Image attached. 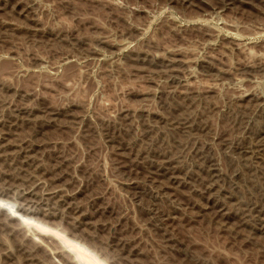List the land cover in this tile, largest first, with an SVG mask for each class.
<instances>
[{
	"label": "rangeland",
	"instance_id": "rangeland-1",
	"mask_svg": "<svg viewBox=\"0 0 264 264\" xmlns=\"http://www.w3.org/2000/svg\"><path fill=\"white\" fill-rule=\"evenodd\" d=\"M260 118L264 0H0V264H264Z\"/></svg>",
	"mask_w": 264,
	"mask_h": 264
},
{
	"label": "bare ground",
	"instance_id": "bare-ground-1",
	"mask_svg": "<svg viewBox=\"0 0 264 264\" xmlns=\"http://www.w3.org/2000/svg\"><path fill=\"white\" fill-rule=\"evenodd\" d=\"M165 73H166V72H165ZM172 75H173V76H172V78H171V81L174 82V83H178V81H179V79H180V75H178L177 73H172ZM168 76H169V75H168ZM166 80H167V78H166ZM183 116H184V115H183ZM184 117H185V116H184ZM177 118H178V117H177ZM179 118H180V117H179ZM175 119H176V118H175ZM180 119H181V118H180ZM1 120H2V119H1ZM5 120H6V119H5ZM178 120H179V119H178ZM178 120H177V122H176V123H177V126L180 124V126L184 129V132H188V130H187V131H185V130H186L187 127H188L187 129H190V128H191V125L188 124V125L190 126V127H189V126L187 125L185 119H183L184 121H183V120H179V122H178ZM258 120H259V119H258ZM2 121H3V120H2ZM14 122H15V121H14ZM190 122H192V121H190ZM259 122H261V124L263 123V125H264V119H263V118H260ZM1 123H2V122H1ZM1 123H0V125H1ZM3 123H4V122H3ZM168 123H170V121H169ZM10 124H11V123H10ZM261 124H260V125H261ZM3 125H4V124H3ZM168 125H169V124H168ZM180 126H179V127H180ZM258 126H259V125H258ZM261 126H262V125H261ZM1 127H2V126H1ZM167 127H168V126H167ZM173 127H174V126H173ZM260 128H261V127H260ZM171 129H172V128H171ZM180 129H181V128H180ZM174 130H175V128H174ZM261 130H263V131H261ZM2 131H3V130H2ZM2 131H1L0 133H3ZM182 131H183V130H182ZM10 132H11V131H10ZM7 133H8V132H7ZM15 133H16V132H15ZM254 133H256L255 135H258L259 137H260V136H263L262 138L264 139V129H263V128H261V129H258V128H257L256 131H255ZM188 134H189V133H188ZM4 135H6V134H3L2 136L0 135V142H5V141H4V140H5ZM13 135H14V133H13ZM6 136H8V135H6ZM6 136H5V137H6ZM186 137H188V136H186ZM252 137H253V135H252ZM11 138H12V137H11ZM6 139H7V138H6ZM257 139H258V138H257ZM18 140H19V139H18ZM20 140H21V139H20ZM253 140H254V139H253ZM6 141H7V140H6ZM1 144H2V143H0V145H1ZM236 144H237V143H236ZM261 144H262V143H261ZM9 145H10V144H9ZM241 145H242V143H241ZM254 145H255V144H254ZM258 145H259V144H258ZM11 146H12V145H11ZM244 146H245V145H244ZM15 147H16V146H15ZM252 148H253V147H252ZM19 149H20V147H19ZM23 149H24V148H23ZM240 149H241V148H240ZM256 149H257V148H256ZM8 150H9V149H8ZM16 150H17V149H16ZM20 150H21V149H20ZM253 150H255V149H253ZM257 150H258V149H257ZM1 151H2V150H1ZM17 151H18V150H17ZM249 151H250V153L252 152L251 148L248 147V146H247L246 148L243 147V148L241 149L240 152H241L242 155H241L240 153H239V154L241 155V156H240L241 159L243 158L242 160L247 161L248 158L246 157V158H247V159H246V158H244V157H245L246 154H248ZM5 152H6V151H5ZM5 152H3V154H4ZM15 152H16V151H15ZM254 152H257V151H253V153H254ZM0 153H1V152H0ZM10 153H11V152H10ZM237 153H238V152H237ZM202 154H203V153H202ZM24 155H25V154H24ZM30 155H31V154H30ZM203 155H204V154H203ZM27 156H28V155H27ZM201 156H202V155H201ZM238 156H239V155H238ZM22 157H23V156H22ZM250 157H251V156H250ZM27 158H28V157H27ZM164 158H165V157H164ZM20 160H21V159H20ZM31 160H32V159H31ZM36 160H37V159H36ZM206 160H207V159H206ZM170 161H171V160H170ZM251 161H252V160H251ZM253 161H254V160H253ZM169 163H170V162H169ZM200 163H201V162H200ZM244 163H245V162H244ZM247 163H249V162H247ZM163 164H164V163H163ZM244 165H245V164H244ZM199 166H200V165H199ZM209 167H210V165H209ZM212 167H213V166H212ZM201 168H202V167H201ZM214 168H215V167H214ZM207 169H208V168H207ZM212 169H213V168H212ZM171 170H172V169H171ZM205 171H206V170H205ZM211 172H212V175H213V176L217 174V173L214 174V169H213V171H211ZM215 172H216V171H215ZM263 173H264V172H263ZM201 175H202V174H201ZM215 179H216V178H215ZM210 182H211V181H210ZM204 185L206 186V184H204ZM54 191H55V190H54ZM51 192H52V191H51ZM210 192H212V191H210ZM47 193H48V192H47ZM49 193H50V192H49ZM50 195H53V194H50ZM214 201H215V200H214ZM221 202H222V201H221ZM240 204H241V203H240ZM225 206H226V205H225ZM237 206H238V205H237ZM246 206H247V205H246ZM246 206H245V207H246ZM0 207L3 208L2 204L0 205ZM4 208H6V207H4ZM237 208H238V207H237ZM217 209H218V208H217ZM222 213H223V212H222ZM247 213H248V212H247ZM10 214H11V213H10ZM241 214H242V213H241ZM243 215H244V214H243ZM12 216H13V217H16L15 214H12ZM12 216H11V217H12ZM225 216H226V215H225ZM30 226H31V225H30ZM32 226H33V225H32ZM38 229H39V228H38Z\"/></svg>",
	"mask_w": 264,
	"mask_h": 264
}]
</instances>
